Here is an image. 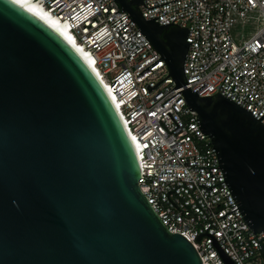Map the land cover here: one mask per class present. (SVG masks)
<instances>
[{"label": "water", "instance_id": "obj_1", "mask_svg": "<svg viewBox=\"0 0 264 264\" xmlns=\"http://www.w3.org/2000/svg\"><path fill=\"white\" fill-rule=\"evenodd\" d=\"M116 1L197 112L244 220L255 234L264 230V112L256 118L219 91H192L188 27L145 18L143 0ZM138 176L133 146L92 70L39 12L0 0V264H202L194 244L161 222Z\"/></svg>", "mask_w": 264, "mask_h": 264}, {"label": "built area", "instance_id": "obj_2", "mask_svg": "<svg viewBox=\"0 0 264 264\" xmlns=\"http://www.w3.org/2000/svg\"><path fill=\"white\" fill-rule=\"evenodd\" d=\"M32 1L67 26L108 85L132 138L138 186L164 226L190 240L202 264H264L258 243L264 230L255 234L244 220L197 112L173 87L165 60L128 12L116 0ZM143 1L151 6L167 0ZM144 3L138 7L145 18L188 27L191 43L183 60L189 88L200 96L219 91L259 118L264 0H170L148 8ZM147 83L155 85L148 91ZM199 182L212 186L207 190Z\"/></svg>", "mask_w": 264, "mask_h": 264}, {"label": "bare ground", "instance_id": "obj_3", "mask_svg": "<svg viewBox=\"0 0 264 264\" xmlns=\"http://www.w3.org/2000/svg\"><path fill=\"white\" fill-rule=\"evenodd\" d=\"M19 1H21V2H23L25 4H27L28 6L32 7L37 12H39L42 16H44L61 33V35L71 44V46L75 49V51L79 54V56L83 59V61L92 70V72L95 75L96 79L98 80V82L100 83V85L104 89L106 95L108 96L109 100L111 101L116 113L118 114V110H117V108L115 106V101L113 99V95H112L108 85L100 77L99 72L95 69V67L92 66L89 63V58H88L87 52L73 41V38H72V36L70 34V31L67 29V26L62 24L57 18L51 16L49 13L44 11V9L41 8V6H39L37 3L33 2L32 0H19ZM118 117H119V119H120V121H121V123H122V125L124 127V130H125L128 138H129V140H130V142L132 144L131 135L126 130L123 119L120 117L119 114H118ZM132 146H133V144H132Z\"/></svg>", "mask_w": 264, "mask_h": 264}]
</instances>
